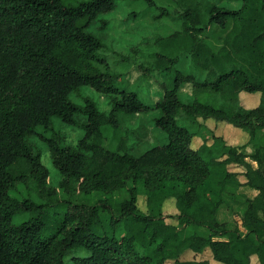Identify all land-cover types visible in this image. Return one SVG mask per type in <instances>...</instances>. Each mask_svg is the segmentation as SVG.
Listing matches in <instances>:
<instances>
[{
  "label": "trees",
  "instance_id": "trees-1",
  "mask_svg": "<svg viewBox=\"0 0 264 264\" xmlns=\"http://www.w3.org/2000/svg\"><path fill=\"white\" fill-rule=\"evenodd\" d=\"M119 1L0 0V264H210L180 259L207 249L223 264H252L253 255L264 264V144L252 153L255 166L244 146L193 148L195 133L183 123L213 118L247 129L252 140L264 128V0H173L174 11L146 0L155 19L179 23L157 35L146 60L107 44L103 16ZM212 25L226 29L218 48L204 37ZM133 63L154 88V103L118 83L125 74L118 68ZM184 83L192 87L188 99ZM86 87L106 95L111 108L91 96L75 100ZM242 91L258 93L259 104L244 107ZM140 115L137 126L129 123ZM59 122L83 135L68 143ZM151 125L162 138L151 137ZM38 141L50 151L67 198L45 188L50 172ZM233 162L258 190L245 199L246 232L218 217L228 185L243 184L229 169ZM128 182L129 197L114 207L75 196H111ZM20 183L29 187L22 198L12 194ZM141 192L147 212L138 208ZM168 197L177 214H163ZM167 218L204 233L183 235Z\"/></svg>",
  "mask_w": 264,
  "mask_h": 264
},
{
  "label": "rangeland",
  "instance_id": "rangeland-1",
  "mask_svg": "<svg viewBox=\"0 0 264 264\" xmlns=\"http://www.w3.org/2000/svg\"><path fill=\"white\" fill-rule=\"evenodd\" d=\"M157 4L166 6L170 11L176 10V4L173 0H155ZM153 9L149 7L146 0H124L119 1L116 8L105 14L103 17L109 20V25L106 29L102 30L105 34V39L110 50L115 49L118 52L130 53L136 59H148L147 53L155 49V39L158 34L169 35L176 28L179 27V23L173 20L170 16H163L160 19L153 17ZM100 24V23H98ZM226 29L218 25H212L204 35L207 42H209L214 48H218L222 36ZM140 48L139 53H134L135 47ZM109 60L111 65L114 64L116 56L113 53L109 54ZM126 67L118 68L119 71L124 72L123 79L118 83L120 85H126L129 88L138 89L139 93L146 98L149 104L154 103V88L151 87L150 81L144 79L142 70L138 67L137 63H133L130 69ZM152 80V79H151ZM180 92L184 99H188L189 95H192V87L188 83H184ZM84 96H91L98 101L100 107L104 110L111 108L109 99L106 95L86 87L82 90L81 95L74 94L73 98L79 102L83 101ZM259 94H248L242 93L240 95V103L247 107L253 108L258 105ZM144 120L143 115L137 116L129 122L137 126L140 121ZM183 123L187 125L191 131L195 133L192 140V147L198 148L202 145H207L216 148L218 151H226L231 146H244L242 151L247 154L246 160L252 162L257 166V162L252 159V153L255 151V147L259 144H264V128L259 129L256 132L254 140H252L251 134L247 129L237 127L233 124H227L223 121H216L213 118H199L197 122H191L190 120H183ZM63 133L66 135L68 143L74 144L83 135V129L77 126H69L62 122L58 123ZM132 125V124H131ZM133 126V127H134ZM152 133L151 137L162 138L164 135L161 130L151 125ZM108 137L110 131L107 132ZM252 140V141H251ZM162 141V140H160ZM40 149L42 151V162L49 169V184L45 188H53L59 192V196L67 198V190L60 188L59 182L62 176L59 170L55 167L52 162L50 151L44 145L38 141ZM229 169L233 172H237L242 185L236 186L233 184L228 185L224 192L225 203L222 204L221 209L218 212V217L221 220H226L230 225L240 224L242 230L246 232L245 227L242 225V215L245 211V199L251 197L253 194L252 190L246 186V177L244 174L245 168L239 163H231ZM130 183L123 189L115 192L109 196L107 194L96 193L90 196H86L76 190L75 196L77 199H84L87 202H101L105 200L107 203L113 204L119 199L128 198L130 195L129 191ZM246 190V191H245ZM12 194L18 197H25L29 194V187L27 184L20 183L15 189L12 190ZM248 201V200H247ZM138 208L142 212L148 210L147 195L141 192L138 198ZM162 212L165 215L177 214L179 212L176 206V200L174 197H168L162 204ZM27 214H21L15 217L14 221L20 223ZM167 221L177 225L178 221L175 218H167ZM178 229L183 235H190L193 233H204L198 228L187 227L178 224ZM208 259L211 264H222L216 262L209 249L205 250L202 254H194L192 251H185L180 255V259ZM70 258L67 260V264H70ZM164 264H175V260L171 259L166 261ZM252 264H259L256 256L252 258Z\"/></svg>",
  "mask_w": 264,
  "mask_h": 264
},
{
  "label": "crops",
  "instance_id": "crops-1",
  "mask_svg": "<svg viewBox=\"0 0 264 264\" xmlns=\"http://www.w3.org/2000/svg\"><path fill=\"white\" fill-rule=\"evenodd\" d=\"M242 93H248V94H257L258 95V93H250V92H246V91H242L241 93H240V95L242 94ZM258 104H259V98H258ZM245 107V106H244ZM247 108V107H246ZM227 124H229V123H227ZM246 182V181H245ZM247 186V185H246ZM249 187V186H248ZM250 188V187H249ZM253 192V194L251 195V198H254L256 195H257V193H258V190H256V189H253V188H250ZM246 191V190H245ZM240 225V224H239ZM253 256H256L257 257V255H253ZM253 258V257H252ZM257 259H258V257H257ZM216 262H219V261H217V260H215ZM221 263V262H220ZM258 263H259V259H258ZM211 264V263H210ZM223 264V263H222ZM260 264V263H259Z\"/></svg>",
  "mask_w": 264,
  "mask_h": 264
}]
</instances>
